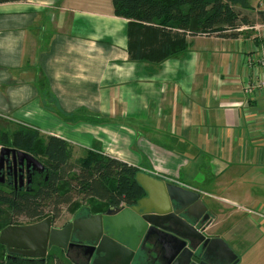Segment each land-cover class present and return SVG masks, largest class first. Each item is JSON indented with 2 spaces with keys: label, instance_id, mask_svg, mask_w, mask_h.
<instances>
[{
  "label": "crops",
  "instance_id": "obj_1",
  "mask_svg": "<svg viewBox=\"0 0 264 264\" xmlns=\"http://www.w3.org/2000/svg\"><path fill=\"white\" fill-rule=\"evenodd\" d=\"M188 41L159 64L133 61L112 0L0 3V114L65 139L71 160L97 148L201 191L235 264H264V216L243 209L264 215V94L243 91L264 75V41Z\"/></svg>",
  "mask_w": 264,
  "mask_h": 264
},
{
  "label": "trees",
  "instance_id": "obj_2",
  "mask_svg": "<svg viewBox=\"0 0 264 264\" xmlns=\"http://www.w3.org/2000/svg\"><path fill=\"white\" fill-rule=\"evenodd\" d=\"M12 1L27 0L0 3ZM112 5L114 14L127 20L130 60L153 65L185 52L189 37H246L247 33L237 28L256 19L248 0H112ZM63 118L72 121L64 115ZM1 147L42 157L46 173L43 178L37 175L29 189L8 181L0 183V231L8 225H18L14 223L21 217L37 219L33 223L48 216L58 218L62 208L76 198L91 199L93 206L101 210L112 205L130 206L145 195L135 179L138 166L97 148L86 150L73 161L71 145L65 139L42 135L2 115ZM51 257L48 263L46 259L8 251L0 243V264H61L54 261V254Z\"/></svg>",
  "mask_w": 264,
  "mask_h": 264
},
{
  "label": "water",
  "instance_id": "obj_3",
  "mask_svg": "<svg viewBox=\"0 0 264 264\" xmlns=\"http://www.w3.org/2000/svg\"><path fill=\"white\" fill-rule=\"evenodd\" d=\"M9 156L13 158L15 166L30 170L45 171V166L37 157L24 150L11 147L0 148V183H4V164ZM136 181L142 187L145 195L130 206H110L105 214L89 215L86 218H75L63 228L52 227V217L25 224L8 225L0 231V243L11 252H21L32 258L44 260L49 246L65 247L71 227H77L88 235L81 240L94 246L95 251L87 256V264H129L134 244L125 245L118 234L123 233L126 238L136 242L144 237L146 229L151 227L163 228L160 221L177 220L182 231L173 233V242L177 246L173 249L172 258L176 264H235L237 254L230 245L218 235L205 233V227L198 229L188 224L177 215V211L186 208V212L195 220L204 222L209 218L208 207L200 191L182 187L172 182L140 170L135 175ZM22 179H20L21 181ZM180 207H174L175 203ZM151 225V226H150ZM159 225V226H158ZM158 235H169L164 231H157ZM194 244L189 248V239ZM135 239V240H134ZM192 243V242H191ZM94 244V245H93ZM166 246V243H163Z\"/></svg>",
  "mask_w": 264,
  "mask_h": 264
},
{
  "label": "flooded vegetation",
  "instance_id": "obj_4",
  "mask_svg": "<svg viewBox=\"0 0 264 264\" xmlns=\"http://www.w3.org/2000/svg\"><path fill=\"white\" fill-rule=\"evenodd\" d=\"M3 172L5 175L4 183L8 181L9 184L12 183V185H14L15 187H26L28 189L30 187V184H34L33 182L37 175H40L39 177L41 178V175L45 176L46 173L45 171L37 170H30V172H27L25 168L22 169V167H20L19 165L15 166L13 164L12 156H9V159L5 161ZM20 179L22 180L20 181ZM165 182L169 181L165 180ZM174 207L180 206L176 202ZM107 209L108 207L92 212L86 207H83V209H81L79 212H76V215L72 217V219L65 221L61 225H57L55 223V220L57 218L52 217L53 220L51 226L54 228H63L68 222L73 221L75 218H86L89 215L105 214ZM186 209L187 207L177 211V215L179 218L184 219L188 224L193 225L198 229L206 226L205 233L209 235H217L209 233L207 231L208 225L212 223L210 215L207 220L202 222L201 220H195L191 216V212L189 214L188 212H186ZM160 222L163 228L151 227L150 229H146L144 237L136 242H133L131 241V239L126 238L123 233L117 235L120 236L123 244H134L135 246H137V248L133 251V256L129 264H176V262L174 261L176 259L172 258V254L173 249L175 246H177V244L173 242L178 241H176V238H173L170 235H173V233H180L182 231V228L178 224H175L178 223L175 218H172L171 220L166 222ZM69 231L70 234L65 247L49 246L47 248L48 250L44 259H46L48 263H50V258H52L51 256L54 254V261H60L61 264H87V256L91 252L95 251L94 246H90L87 241L81 240L82 236H86L88 234L77 227H71ZM157 231H164L169 235H158ZM163 243H166V246H163ZM193 244L194 242L191 241L190 238L189 248H191ZM111 262H113V264L118 263L117 260H112ZM222 264H225V262H223Z\"/></svg>",
  "mask_w": 264,
  "mask_h": 264
},
{
  "label": "rangeland",
  "instance_id": "obj_5",
  "mask_svg": "<svg viewBox=\"0 0 264 264\" xmlns=\"http://www.w3.org/2000/svg\"><path fill=\"white\" fill-rule=\"evenodd\" d=\"M249 1V3H250V5H251V7H253V9L252 10H250V11H252V13H254L255 14V20L253 21V22H251V23H248V24H256V23H261L263 20H264V11H262V10H260V8L261 7H263L264 8V0H248ZM259 15H261L260 17H259ZM248 24H245V25H248ZM241 27V26H240ZM236 31H238V30H236ZM246 33H248V34H251V35H253V36H255V33L253 32V31H250V30H246V32H245V34ZM244 36V35H243ZM256 37V36H255ZM257 38V37H256ZM261 57H260V66L263 68V66H262V62H261ZM5 116V115H4ZM4 116H2L3 118H5ZM7 119V118H6ZM14 120H12V122H13ZM14 123H17V122H15L14 121ZM74 156V155H73ZM75 157V156H74ZM37 159L41 162V163H43L41 160H43V158L42 157H37ZM72 160L73 161H75V158H72ZM146 172V171H145ZM146 173H148V172H146ZM38 176H40V175H38ZM44 177V175H41V178H43ZM161 178V177H160ZM162 179H164V178H162ZM164 180H166V179H164ZM166 181H169V182H172V183H175V184H177V185H180V186H182V187H188L187 185H185L184 183H182V182H180V181H178V180H176V181H174V180H166ZM12 184V183H11ZM34 185L33 184H30V187H33ZM201 192V191H200ZM202 193V192H201ZM93 204H94V202H93V200H91V199H87V200H85V201H81V198H76V200H75V202L74 203H72V204H70V205H65L63 208H62V212H61V215L55 220V223L57 224V225H61L62 223H64L65 221H67V220H70V219H72V217H74L75 215H76V212L78 211H80L81 209H83V207H85V206H87V209H90L92 212H94L95 210H97V207H94L93 206ZM91 206V207H90ZM119 206H122V205H119ZM90 207V208H89ZM209 209V208H208ZM253 214H251L253 217H260V216H264L263 215V213H261V212H256L255 211V209L253 210ZM208 213H209V215H210V209L208 210ZM249 214H247V216H248ZM35 221H37V219L36 220H34V221H32V220H28V219H26V218H24V217H21V218H19L14 224H18V225H25V224H28V223H33V222H35ZM252 258V256H251V253L250 254H248V256L245 258V261L247 262V261H249L250 259Z\"/></svg>",
  "mask_w": 264,
  "mask_h": 264
},
{
  "label": "built area",
  "instance_id": "obj_6",
  "mask_svg": "<svg viewBox=\"0 0 264 264\" xmlns=\"http://www.w3.org/2000/svg\"><path fill=\"white\" fill-rule=\"evenodd\" d=\"M238 31H246V30H250L253 31L255 33V36L261 40L264 41V20L261 23H256V24H248V25H242L241 27L237 28ZM261 50H263V54L261 56V62H262V66L264 67V43L261 44ZM252 77L248 78L247 82L244 84L243 87V91L246 94H251L253 92H259L264 94V75L260 74H256V73H252ZM1 115V114H0ZM4 116V115H2ZM6 118V117H5ZM239 208H243V207H239ZM247 213H254L252 210L250 209H246L243 208Z\"/></svg>",
  "mask_w": 264,
  "mask_h": 264
},
{
  "label": "bare ground",
  "instance_id": "obj_7",
  "mask_svg": "<svg viewBox=\"0 0 264 264\" xmlns=\"http://www.w3.org/2000/svg\"><path fill=\"white\" fill-rule=\"evenodd\" d=\"M48 250V249H47Z\"/></svg>",
  "mask_w": 264,
  "mask_h": 264
}]
</instances>
